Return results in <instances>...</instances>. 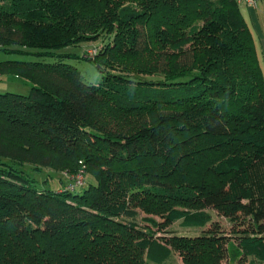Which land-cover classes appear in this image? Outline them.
<instances>
[{"label": "trees", "instance_id": "16d2710c", "mask_svg": "<svg viewBox=\"0 0 264 264\" xmlns=\"http://www.w3.org/2000/svg\"><path fill=\"white\" fill-rule=\"evenodd\" d=\"M0 51L26 55L0 75L30 85L0 92V264H161V224L204 227L207 208L250 222L240 260L264 264V73L238 0H0ZM26 163L68 182L39 187ZM158 201L162 223L139 221ZM226 238L172 243L183 264H221Z\"/></svg>", "mask_w": 264, "mask_h": 264}, {"label": "rangeland", "instance_id": "374dc122", "mask_svg": "<svg viewBox=\"0 0 264 264\" xmlns=\"http://www.w3.org/2000/svg\"><path fill=\"white\" fill-rule=\"evenodd\" d=\"M242 9L244 11L246 10L244 6H242ZM256 10L258 13L264 17V0H259ZM107 41V38H100L98 41H91L87 43H82L79 45V47H68L65 50L67 52H76V53H85L86 56L89 55L94 56L96 49L103 47V43ZM21 57H26V55H8L0 51V60L4 59H17ZM73 65L77 66L83 76L84 81L87 83H97L101 76L102 72L99 70V68L92 63L81 60H70ZM30 90V85L23 81L21 78H17L11 75H5L3 77H0V92L5 91H11V92H19L23 94H27ZM31 165L26 163L25 170L27 172H30V174L35 178L36 184L39 187H44L47 189H52L58 191L59 189H62L65 184L68 182V179H64L62 182L59 181L60 178H63L62 172H56L49 169H44L43 172H33L31 171ZM93 177L89 174H87L86 182L87 185L93 181ZM83 188L77 189L76 192L82 191ZM177 203V202H176ZM185 202H181V204H184ZM164 203L161 201L158 202H143L142 204L139 203L137 205V211L139 213L138 220L141 221V218L144 216L153 217L154 219L160 221L162 223L163 218L160 213L161 207H163ZM187 205V204H184ZM188 206V205H187ZM190 207V206H188ZM192 208V207H190ZM212 217L213 221L211 223H208L204 227H185L181 224V221H176L170 225H164L161 224V229L157 230V236H165L169 243L166 242V240H161V238L158 239V246L164 245L168 249H170L169 256L163 261L161 264H183L182 257L179 253V246H174L172 243V239L174 237H195L200 235L203 230L211 227L215 230H217L220 234L226 235V243L225 245H228L226 250V256L221 264H247L248 259L240 260V250L237 246V240L236 236L242 232L247 233H253L255 232L254 226L250 222L246 223H240V224H234L229 219L221 216L216 210L207 208ZM179 245L181 244V241L177 242ZM175 247V248H174Z\"/></svg>", "mask_w": 264, "mask_h": 264}, {"label": "crops", "instance_id": "0c3cea01", "mask_svg": "<svg viewBox=\"0 0 264 264\" xmlns=\"http://www.w3.org/2000/svg\"><path fill=\"white\" fill-rule=\"evenodd\" d=\"M242 6L245 7L242 9ZM242 13L251 28V31L253 33L254 39H255V46L259 55L260 64L264 73V17H262L258 11L256 10V7L248 6L246 3L240 4ZM5 75H0V77H3Z\"/></svg>", "mask_w": 264, "mask_h": 264}, {"label": "built area", "instance_id": "2783aa9c", "mask_svg": "<svg viewBox=\"0 0 264 264\" xmlns=\"http://www.w3.org/2000/svg\"><path fill=\"white\" fill-rule=\"evenodd\" d=\"M258 1L259 0H238L240 4L246 3L248 6H251V7H256V5L258 4ZM70 178L73 180L74 185L78 186L84 183L85 175L83 172H79V173L70 175Z\"/></svg>", "mask_w": 264, "mask_h": 264}]
</instances>
